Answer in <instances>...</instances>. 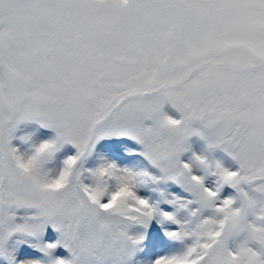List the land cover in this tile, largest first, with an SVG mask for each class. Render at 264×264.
Segmentation results:
<instances>
[{
  "label": "snow or ice",
  "instance_id": "6c2138e0",
  "mask_svg": "<svg viewBox=\"0 0 264 264\" xmlns=\"http://www.w3.org/2000/svg\"><path fill=\"white\" fill-rule=\"evenodd\" d=\"M0 264H264V0H0Z\"/></svg>",
  "mask_w": 264,
  "mask_h": 264
},
{
  "label": "rangeland",
  "instance_id": "374dc122",
  "mask_svg": "<svg viewBox=\"0 0 264 264\" xmlns=\"http://www.w3.org/2000/svg\"><path fill=\"white\" fill-rule=\"evenodd\" d=\"M167 107V106H166ZM61 254H63L62 250H61Z\"/></svg>",
  "mask_w": 264,
  "mask_h": 264
}]
</instances>
